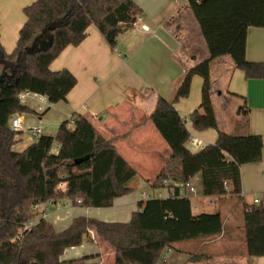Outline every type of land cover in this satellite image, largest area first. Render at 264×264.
I'll return each instance as SVG.
<instances>
[{"label": "trees", "instance_id": "trees-1", "mask_svg": "<svg viewBox=\"0 0 264 264\" xmlns=\"http://www.w3.org/2000/svg\"><path fill=\"white\" fill-rule=\"evenodd\" d=\"M187 4L208 55L185 70L170 99L156 98L149 115L170 148L150 189H160L167 181L176 195L141 200L125 222L76 216L62 230L34 206L64 200L76 207H111L115 198L134 190L130 182L137 172L117 152L113 140L103 138L80 114L71 123L69 118L63 120L54 135L40 133L21 151L13 150L21 130L12 129L10 119L29 111L18 94L39 93L52 104L65 101L76 78L66 68L51 70V62L68 45H78L89 25L115 49L118 36L133 24L139 8L134 0H33L23 7L25 21L12 51L0 42V264H93L89 263L93 255H62L94 237L112 248L114 264H156L163 250L175 243L221 233V214H193L189 197L179 196L177 185L199 174L203 196H237L240 166L261 159V135H233L217 128L209 63L229 56L246 79H264V62L245 57L248 28H264V0H187ZM195 75L202 80L200 101L188 120L192 129L211 128L217 135L213 143L192 152L186 147L190 132L174 104L189 95ZM240 108L246 125L245 100ZM243 232L247 255L264 256V204L243 205Z\"/></svg>", "mask_w": 264, "mask_h": 264}, {"label": "crops", "instance_id": "crops-1", "mask_svg": "<svg viewBox=\"0 0 264 264\" xmlns=\"http://www.w3.org/2000/svg\"><path fill=\"white\" fill-rule=\"evenodd\" d=\"M32 1L0 0V42L7 52L14 48L25 21L23 7ZM134 2L139 8V24H132L118 36L115 49L109 48L99 31L89 25L78 45H68L51 62V70L68 69L76 83L65 101L49 105L44 122L58 127L75 114L85 116L103 138L113 140L117 152L136 170L130 186L134 189L141 181L142 190H146L144 186H150L170 155L169 146L149 119L156 98L170 99L185 70L206 58L208 51L186 0ZM245 57L249 61L264 62V28H248ZM209 75L217 128L233 135L259 134L264 143V79H246L229 56L212 59ZM201 84V78L193 76L189 95L174 104L190 134L199 141L197 147L186 143L192 152L213 143L217 135L211 128L192 129L188 120V114L199 104ZM243 100L248 107L246 125L240 108ZM26 105L31 114H43L36 112V100L27 99ZM250 109L258 113L256 119H249ZM38 116V122H43ZM239 169V195L203 196L196 192L187 196L193 214H221L224 220L221 233L175 243L163 250L165 259L160 257L156 264H264V256L247 255L243 232V205H256L254 198L264 204V147L260 161L242 164ZM198 178L200 175L196 174L192 181ZM134 190L115 198L107 208L76 207L62 200L48 205L44 218L56 230L64 229L56 228V221L67 218L71 212L72 217L125 222L138 209L139 202L145 200L130 196ZM190 195H193L192 201ZM62 209L65 210L62 212ZM82 255L94 256L89 263L114 264V251L96 237L65 249L62 257Z\"/></svg>", "mask_w": 264, "mask_h": 264}, {"label": "built area", "instance_id": "built-area-1", "mask_svg": "<svg viewBox=\"0 0 264 264\" xmlns=\"http://www.w3.org/2000/svg\"><path fill=\"white\" fill-rule=\"evenodd\" d=\"M176 2H178V0H175ZM187 1V0H186ZM179 3V2H178ZM140 21V17L136 16L135 21L133 22V25L135 26L136 24H139ZM142 29H147L146 26L141 25ZM27 99H34L36 100V105H35V110L38 113H41L47 106H49L51 103L48 102L47 98L45 95L39 94V93H34V92H29V91H22L18 94V100L20 103L22 104H26ZM70 123L72 122V117H70ZM70 123L68 124V126L70 125ZM20 125H21V117L20 114H16L14 116H12V118L10 119V127L12 129H20ZM41 123L39 122L38 125H31L28 129L31 133V135L33 137H37L40 133H41ZM187 142L191 143L192 145H194L195 147L199 146V141L192 136L191 134L188 137ZM177 187L179 188V196H188L189 194H195L196 191V186L194 184V182L192 181V179H189L185 182H181L177 185ZM59 188L61 190H64L65 186L64 184H60ZM146 190H142V192H140V196L142 198H151V197H157V198H162V197H168V196H175V187L172 183L167 182V181H163L162 182V188L160 189H156V195L154 196H150L147 195V193L145 192ZM161 191L165 192V195H163V193ZM76 202H80L79 199L76 200ZM58 203V202H56ZM253 204H262V202L258 199V198H254L253 199ZM48 206L44 205H35L34 209H39V211L41 212L40 216L41 217H45V212L46 210H48L49 208H47ZM162 259H165V255L162 254L160 256Z\"/></svg>", "mask_w": 264, "mask_h": 264}, {"label": "rangeland", "instance_id": "rangeland-1", "mask_svg": "<svg viewBox=\"0 0 264 264\" xmlns=\"http://www.w3.org/2000/svg\"><path fill=\"white\" fill-rule=\"evenodd\" d=\"M43 112V111H42ZM16 114H20L22 115V126L19 130H21V133L19 135V138L20 140L17 141L13 146H12V149L15 150V151H21L22 149H24L26 146H28L30 143H32V141H34L35 137H33L29 131V127L32 125H38L39 122H38V114H31L30 111L28 112H20V113H16ZM15 114V115H16ZM257 115L258 113L255 111V110H251L250 109V112H249V119L251 120V118H254L256 119L257 118ZM46 112H44L42 115L40 114L38 117H41L43 118V122H41V131H45L47 133H50L51 135H54L56 133V129H57V126L56 127H53V126H49L48 124H45L44 122V117H46ZM55 116L52 115V117ZM192 133V132H191ZM194 184L196 186V191L198 194L201 193V181H200V178L196 179L194 181ZM130 185H131V182H130ZM136 187V188H135ZM134 187V194L130 195V196H140V192H142V182L140 181L139 183H137V185H135ZM144 188L146 189V193L147 195H150V196H154L156 195V192L155 190H152L150 189V186L146 185L144 186ZM133 192V191H132ZM163 193V195H165V192L164 191H161ZM192 196L193 195H190V198H191V201H192ZM205 200L208 202L209 201V198H205ZM194 201V200H193ZM69 204L71 205V202L68 201ZM72 206V205H71ZM207 209H211V206ZM65 209H62V212L64 211ZM62 214V213H61ZM72 212L71 214L69 215H66L67 218L63 219V220H57L56 223H55V226L56 228L58 229H62V228H65L72 220Z\"/></svg>", "mask_w": 264, "mask_h": 264}, {"label": "water", "instance_id": "water-1", "mask_svg": "<svg viewBox=\"0 0 264 264\" xmlns=\"http://www.w3.org/2000/svg\"><path fill=\"white\" fill-rule=\"evenodd\" d=\"M78 162H79V160H76V161H75V163H78Z\"/></svg>", "mask_w": 264, "mask_h": 264}]
</instances>
